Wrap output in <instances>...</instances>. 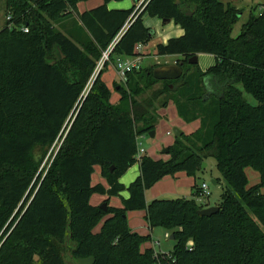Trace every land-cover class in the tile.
Here are the masks:
<instances>
[{
	"label": "trees",
	"instance_id": "obj_1",
	"mask_svg": "<svg viewBox=\"0 0 264 264\" xmlns=\"http://www.w3.org/2000/svg\"><path fill=\"white\" fill-rule=\"evenodd\" d=\"M87 1L7 0L13 10L0 30V264H65L61 248L71 261L93 264H264V5L232 37L240 13L220 0H131L127 10L107 8L124 0H102L79 13L77 5ZM145 15L182 29L155 47L157 57L178 58L180 78L155 80L157 65L133 69L110 104L100 72L83 96L110 46L113 64L142 56L135 48L154 36ZM68 18L70 27L55 28ZM198 54L215 64L205 71L187 64ZM61 65L77 75L66 79ZM157 84L162 89L149 95ZM169 101L198 129L174 139L167 160L138 159L136 140L154 131L157 110ZM55 142L61 144L47 174L36 177L31 154L52 157ZM209 158L226 186L216 214L197 215L209 206L196 202V185L193 199L146 203V191L162 178L180 171L194 177ZM135 164L140 174L125 188L118 181ZM95 167L107 189L91 185ZM245 168L258 173L257 185L247 187ZM124 191L122 206L109 207ZM93 195L106 196L105 211L90 204ZM135 211H145L149 230L172 232L169 254L141 251L150 236L129 229L127 213Z\"/></svg>",
	"mask_w": 264,
	"mask_h": 264
},
{
	"label": "rangeland",
	"instance_id": "obj_2",
	"mask_svg": "<svg viewBox=\"0 0 264 264\" xmlns=\"http://www.w3.org/2000/svg\"><path fill=\"white\" fill-rule=\"evenodd\" d=\"M220 1L224 5L234 6V8L237 9L238 12L240 13L238 21L233 26L232 37H237V35L240 33V29L242 25H244L248 21L251 15L258 16L261 13L262 6L264 5V0H220ZM174 2L176 4H179L180 0H174ZM102 4H103L102 0H89L87 2L79 3L77 5V9L79 13H82L84 11L94 9ZM140 5L141 3L136 5V10L140 8ZM132 6H133V2L131 0H124L121 2L109 1L107 3L108 9H116V10H127L130 9ZM28 9L29 8H27V10ZM12 10H13L12 8H8L7 0H0V30L5 25L6 20L11 16ZM32 10L33 8L30 11ZM143 20H144V25L154 31V36L148 42L147 45H144V48H142L141 51L139 52V54H144L145 56V59L141 63V67L145 68V67L157 65L158 66L157 68H159L162 66L174 65V63L178 60L177 57H172V56L167 58L159 57L156 63L155 60L153 59V55L156 56L155 55L156 45L158 44L164 45L169 39L178 38L182 36L183 35L182 29L179 26H177L173 21H170L166 25H162L160 21L158 25H155L154 21L156 20L153 21V19L147 16H144ZM33 22L35 24L34 19ZM61 27H70V19L69 18L64 19L55 24L56 29L60 30ZM103 54L100 60L96 64V68L98 66V69L95 75L90 77L86 83L83 96H86L89 93L92 87L93 78L96 76L97 72H102L101 79L105 83L109 91L110 104H114L119 99L118 93L116 92L117 91L116 88L118 85H123V84L120 81V79L117 77V74L114 70L113 60L109 59L108 61H105L104 64L106 65L105 66L103 65L101 67V61H104ZM51 56L53 57L52 61H55L56 58L54 57V55L51 54ZM207 56H211V55H207ZM199 61H200L199 64H202V58H200ZM60 68L63 71L64 76L68 80H71L74 75H77V72L66 71L65 67H63L62 65L60 66ZM161 89L162 86L157 84L154 87H152L148 93L149 95H152L154 92L159 91ZM245 97L249 104H251L252 106L257 105L256 101L252 99L250 96L246 95ZM170 98L172 97L170 96ZM157 113L160 116V118L156 123L154 129V136L150 137L148 136V134H146L139 137L138 141L141 144V147L144 149L146 155H149L156 159L162 158L161 160H167L168 156L163 154V150L167 149L170 146V144L171 145L173 144L174 137L172 130L175 128L179 129V127L183 126V131L185 133H189L194 130V125L192 124L186 125L185 123H183V121L180 118H178L175 107L172 104V101L168 102V105L165 109H158ZM56 144L57 143L55 142V145ZM60 144L61 142L58 143L56 147H54L55 149L53 148L52 152H50L53 155L52 157L50 156H47L45 158L42 157L41 161L40 158L41 156H43L41 154V151H39L38 149L33 151L30 157V169L35 173L36 177L38 176L44 177L47 174L52 159L56 154ZM244 173L248 180L247 187H251L259 183V175L253 169L245 168ZM212 181H218V184L212 185ZM201 183H205L209 187L210 196L207 199H202L201 201L198 202L196 201V202L199 205L209 206V207H213L219 204L222 189H226V186L220 174L216 170L215 161L212 158L206 160L205 168L201 172H198L194 177L188 176L186 173L180 171L177 172L173 177L166 176L162 178L159 182H157L154 186L151 187V190L146 194V200L147 202L150 203L152 200L193 199V195H194L193 186L194 185L199 186ZM261 192L264 193V188L261 189ZM151 195H155V196L152 197ZM112 202H114V205H120L119 199L114 198L112 199ZM103 221H101L94 228L93 233L99 232ZM138 225H139V231H143V232L136 231L137 233H142L146 235L148 234L151 237L150 241L159 243V246L155 247L157 251L169 250V249L171 250L173 248L174 239L169 240L170 235H172L171 231H168L163 227H157V228H153L152 231L150 232L147 228V223L145 221V218L142 217L141 218L139 217ZM60 251L63 256L65 264H72L71 259H69V255H70L69 249L61 248Z\"/></svg>",
	"mask_w": 264,
	"mask_h": 264
},
{
	"label": "crops",
	"instance_id": "obj_3",
	"mask_svg": "<svg viewBox=\"0 0 264 264\" xmlns=\"http://www.w3.org/2000/svg\"><path fill=\"white\" fill-rule=\"evenodd\" d=\"M146 16V15H145ZM144 17V16H143ZM156 20V21H154ZM153 21L155 22V25H158V23L160 21H158L157 19H153ZM143 23H144V20H143ZM145 26V25H144ZM147 27V26H145ZM149 28V27H147ZM147 45V44H146ZM144 48V46H143ZM143 56L142 57V61L145 59V56L144 54H142ZM148 56V55H147ZM197 56V59H198V66L199 68L202 70V71H205L206 69H208L209 67L213 66L215 64V59L213 56H207L205 54H198L196 55ZM167 57H171V56H166V57H162V58H167ZM173 57V56H172ZM158 58L157 56H154L153 55V59L155 60V62L157 63L158 61ZM202 58V64H199V59ZM155 64V63H154ZM114 67V65H113ZM115 70V69H114ZM116 103V102H115ZM174 106V105H173ZM176 110V109H175ZM162 113H163V110H162ZM162 117V116H161ZM184 123V122H183ZM186 124V123H185ZM192 125H194V130L189 132V133H185L183 131V126L179 127V130L182 132V134L184 135H189L191 133H193L194 131H196L199 127V122L196 121V122H193V123H190ZM186 125H189V124H186ZM171 145V144H170ZM169 146V145H168ZM55 147V144L51 147L49 153L53 150V148ZM146 155V154H145ZM154 160H158L156 158H153L149 155H146ZM159 159H162V158H159ZM140 174V171H139V165L138 164H135L133 165L131 168H129L126 173L119 179V184L123 185L125 188H127L126 184H130L133 180H135ZM95 177V178H94ZM101 185L103 186L104 188L107 189V184H106V181L101 178L100 176V168L99 167H95L94 168V172L91 176V185L92 186H95V185ZM151 189H149L148 191H146L145 193V201L146 203L148 204L149 202H147L146 200V194L150 191ZM152 197H154L155 195H151ZM150 197V198H152ZM119 199L120 200V205H114V202H112V199ZM128 198V193L126 191L120 193V195L118 197H112L109 199V202H108V206L109 207H114V208H120L122 206V200H125ZM106 196H100V195H93L90 199V204L92 206H100L103 204V202L106 200ZM139 217L141 218H145V211H135V212H128L127 213V223H128V227L129 229L138 234L139 236H149L148 234H142V233H137L136 231H139V225H138V219ZM103 221V220H102ZM147 228H148V225H147ZM149 230V228H148ZM150 232L152 230H149ZM139 232H143V231H139ZM151 238V237H150ZM156 246H159V243L158 242H153V241H150L149 243H145L144 245H142L141 247V251L143 252L144 250L146 249H152L153 251H155V253H160V254H169L172 249L170 250H159L157 251L155 249Z\"/></svg>",
	"mask_w": 264,
	"mask_h": 264
},
{
	"label": "water",
	"instance_id": "obj_4",
	"mask_svg": "<svg viewBox=\"0 0 264 264\" xmlns=\"http://www.w3.org/2000/svg\"><path fill=\"white\" fill-rule=\"evenodd\" d=\"M169 22H170V20H162L161 24L166 25ZM187 64H189V65L198 64L197 56L190 58L187 61ZM181 66H182V63L181 62L179 63L177 60L174 63V65H167V66H162V67L154 69L152 72V76L155 80H158V81H175V80L179 79L181 74H182ZM99 73L100 72H97L96 77L99 75ZM170 88H171V86H170ZM78 105H79V101L76 104L74 110L77 108ZM74 110L72 111V114H73ZM71 115H70V117H71ZM172 133H173L174 139L179 138L182 135V132L176 128L172 130ZM148 136L153 137L154 131L150 132L148 134ZM163 154L167 155L168 150L164 149ZM204 168H205V164L202 165L201 169L203 170ZM212 185H216V182L212 181ZM99 208L101 210L105 211L106 205L103 203L102 205L99 206ZM217 212H218V207L213 206V207H207V208H204L202 210H199L197 212V215L200 217H210V216L216 214ZM169 240H173L172 235H170ZM93 263H94L93 258H86V259H79V260L72 261V264H93Z\"/></svg>",
	"mask_w": 264,
	"mask_h": 264
},
{
	"label": "built area",
	"instance_id": "obj_5",
	"mask_svg": "<svg viewBox=\"0 0 264 264\" xmlns=\"http://www.w3.org/2000/svg\"><path fill=\"white\" fill-rule=\"evenodd\" d=\"M21 30L24 33L28 32L27 28H22ZM142 48H143V45H138L135 48V52L139 53ZM111 50H112V47L110 46L108 48V50L103 54L104 61H101V67L104 65L105 61L108 60V54L110 53ZM141 63H142V57L141 56H135V57H131V58H123V59L119 58L115 61V63L113 65H114V69H115V72L117 74V77L122 82L125 80L126 73L130 72L133 69H136V70L139 69L141 67ZM97 69H98V66H97L96 70L93 72L92 76L95 75ZM136 146H137V155L136 156L139 159L140 157L145 155V151L141 147V144L139 143L138 139L136 140ZM197 189L199 191V195L195 199L197 202L201 201L202 199L209 198V196H210L209 187L205 183H201L197 187Z\"/></svg>",
	"mask_w": 264,
	"mask_h": 264
}]
</instances>
